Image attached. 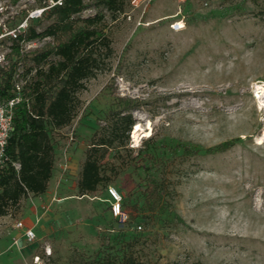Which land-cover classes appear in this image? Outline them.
Listing matches in <instances>:
<instances>
[{
  "label": "rangeland",
  "instance_id": "1",
  "mask_svg": "<svg viewBox=\"0 0 264 264\" xmlns=\"http://www.w3.org/2000/svg\"><path fill=\"white\" fill-rule=\"evenodd\" d=\"M41 0H0L6 29ZM103 12L112 55L85 82L71 125L52 133L55 168L47 192L30 196L18 212L0 217V264H75L121 257L135 242L140 264H264V20L250 0H124ZM182 21L175 32L171 24ZM49 22L37 27L43 30ZM25 45L26 51L46 41ZM7 46L0 48L6 53ZM259 87V88H258ZM117 98L133 105L142 129L109 151L111 182L80 196L77 181L94 133ZM233 143L226 151H211ZM180 145L200 150L184 155ZM151 174L162 184L165 211L146 213L140 195ZM123 197L122 222L112 214L109 189ZM138 201L139 211L133 204ZM35 226L36 240H20L15 223ZM141 227V229H139Z\"/></svg>",
  "mask_w": 264,
  "mask_h": 264
},
{
  "label": "trees",
  "instance_id": "2",
  "mask_svg": "<svg viewBox=\"0 0 264 264\" xmlns=\"http://www.w3.org/2000/svg\"><path fill=\"white\" fill-rule=\"evenodd\" d=\"M51 1L59 0H41L39 8L51 6ZM250 1L260 6L264 20V0ZM95 2L97 8L103 7L112 13L124 9V0ZM60 3L47 9L41 18L30 20L27 30L17 39L4 38L0 42V48H10L5 56L6 63L0 64V100L13 98L19 83L23 95L14 112V130L6 150L8 161L0 166V217L18 212L24 199L47 192L56 161L52 133L72 124L80 105L78 95L86 89L85 82L95 78L102 71L105 59L112 55V42L105 32V14L82 17L89 8L87 0H61ZM27 16L24 12L20 22ZM43 22L49 24L38 31L37 27ZM19 23L9 29L16 28ZM46 39L49 40L42 46L26 51V44ZM132 110L130 101L117 98L105 118L106 127L94 133L77 181L80 196L94 194L99 187L111 182L103 162L109 151H118L129 142L136 125ZM232 147L233 143H226L216 149H207V152L226 151ZM179 148L184 155L200 152L186 145ZM14 164L19 165L18 170ZM137 194L146 213L155 215L165 211L162 184L151 174L146 176L143 189L138 187L137 191L127 194L129 201ZM133 208L139 211L138 201ZM128 220L127 216L125 222ZM135 242L126 243L127 250L121 257L106 255L75 264H140L134 251Z\"/></svg>",
  "mask_w": 264,
  "mask_h": 264
},
{
  "label": "built area",
  "instance_id": "3",
  "mask_svg": "<svg viewBox=\"0 0 264 264\" xmlns=\"http://www.w3.org/2000/svg\"><path fill=\"white\" fill-rule=\"evenodd\" d=\"M61 0L58 2H52L51 6L47 8H38L34 11H31L26 19L21 21L18 26L14 29H6L5 25H2L0 23V42L4 38H12L17 39L18 35L24 33L28 26L30 20L41 18L43 13L49 9L52 6H55L56 4H61ZM3 9L0 8V15L2 16ZM1 19V18H0ZM184 27V24L182 21H175L171 24V29L175 32L181 31ZM29 44V43H28ZM27 45V44H26ZM8 51L4 54L0 52V64H5V56L8 52H10V48L7 47ZM22 84H16L15 86V96L11 99L1 101L0 100V166H3L8 161V156L6 155V150L8 146V140L14 130L13 125V117L16 107L22 102L23 95H22ZM255 98L258 97V93L254 95ZM15 168L18 170L19 165L14 164ZM109 194L112 197L114 203L112 204V214L116 218H120L122 222H125L127 220V215L122 210V196L120 193L114 189H109ZM15 228L19 230L22 234L20 238L13 239L12 247H18L20 249V240L23 239L27 243L31 244L34 243L36 240V234H35V226L28 227L23 221H18L15 223ZM141 229V227H139ZM35 264H43L41 258L39 256H36L34 259Z\"/></svg>",
  "mask_w": 264,
  "mask_h": 264
},
{
  "label": "bare ground",
  "instance_id": "4",
  "mask_svg": "<svg viewBox=\"0 0 264 264\" xmlns=\"http://www.w3.org/2000/svg\"><path fill=\"white\" fill-rule=\"evenodd\" d=\"M257 93H258L259 99L261 100V102L263 103V106H264V85L259 88V90H258ZM141 129H142V127L139 124L136 125V127H135V134L137 135ZM263 139H264V137H263Z\"/></svg>",
  "mask_w": 264,
  "mask_h": 264
},
{
  "label": "crops",
  "instance_id": "5",
  "mask_svg": "<svg viewBox=\"0 0 264 264\" xmlns=\"http://www.w3.org/2000/svg\"><path fill=\"white\" fill-rule=\"evenodd\" d=\"M26 224V223H25ZM28 227H31V225H29V224H26ZM22 234V233H21Z\"/></svg>",
  "mask_w": 264,
  "mask_h": 264
}]
</instances>
